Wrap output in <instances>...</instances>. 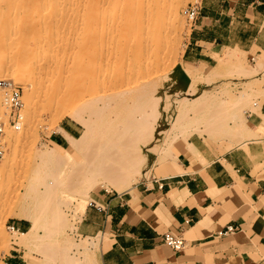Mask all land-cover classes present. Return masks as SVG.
<instances>
[{
    "label": "bare ground",
    "instance_id": "1",
    "mask_svg": "<svg viewBox=\"0 0 264 264\" xmlns=\"http://www.w3.org/2000/svg\"><path fill=\"white\" fill-rule=\"evenodd\" d=\"M180 1L0 0L1 100L5 80L21 81L24 114L33 112L40 101L51 110L62 109L82 126L76 136L64 133L70 150L54 152L49 147L47 151H34L38 162L25 176L26 183L20 184L30 200L22 217L31 224L27 231H15L19 237L11 244L31 242L37 223L50 234L56 233L61 203L67 205L78 196L83 212L84 198L97 185L120 193L131 190L140 176L149 173L146 154L175 156L171 150L174 135L158 143L174 128L181 130L186 147L200 160L197 148L188 140L192 132L200 135L205 130L217 136L231 132L242 139L240 144L261 138L260 132L247 126L240 107L230 114L229 124L225 120L227 112L221 111L223 106L217 100L194 97L189 116L182 107L187 103V92L176 98L179 108L172 121H161L167 103L161 101L156 80L167 67L176 28L182 20L177 13ZM4 23L8 28L11 25L9 34L1 33L7 28L1 26ZM240 51L237 46L219 48L212 53L215 63L204 76H218L227 66L244 76L262 72L261 59L256 60L255 68L243 67ZM184 71L189 76L194 70ZM239 93L232 105L243 104L245 92ZM259 107L256 113L264 128V112H259ZM192 120L202 122L203 129L189 125ZM11 137H7L8 142ZM0 158L3 166L11 155L2 151ZM5 192L0 179V196ZM98 243L92 241L83 249L94 251Z\"/></svg>",
    "mask_w": 264,
    "mask_h": 264
},
{
    "label": "crops",
    "instance_id": "2",
    "mask_svg": "<svg viewBox=\"0 0 264 264\" xmlns=\"http://www.w3.org/2000/svg\"><path fill=\"white\" fill-rule=\"evenodd\" d=\"M197 9L182 63L205 69L220 47L264 48V0H201ZM247 121L261 133L259 140L219 152L194 137L189 141L203 159L181 142L174 165L160 176L123 193L92 191L75 226L80 237L100 236L90 264H264V128L256 112ZM58 128L49 141L63 148L65 134L76 130L70 122ZM13 224L18 232L30 226L27 219ZM228 225L234 229L223 233ZM165 231L181 233L184 247L174 251L164 244ZM26 259L12 246L0 264H31Z\"/></svg>",
    "mask_w": 264,
    "mask_h": 264
},
{
    "label": "rangeland",
    "instance_id": "3",
    "mask_svg": "<svg viewBox=\"0 0 264 264\" xmlns=\"http://www.w3.org/2000/svg\"><path fill=\"white\" fill-rule=\"evenodd\" d=\"M200 3L201 0H181L177 9V13L182 20H179L180 24L178 23L176 28L175 40L173 42L168 61L165 64V66L167 67H165V69L161 71L159 77H157L156 80L158 88L160 90L159 94L162 98L161 101L162 103H167V105L161 112V121L163 123L172 121L175 113L178 112L179 108V104L176 98L180 96L179 94H184L187 92V103H183L182 107L188 110L189 116L191 115L189 108L195 101L193 98L195 97L196 100L202 98L203 100V98L206 97V100H217V102L220 103V106L225 107V109L222 107L221 111H223L224 113L227 112V114H229V116L227 114L225 115V120L229 124H231V120L229 117L233 113L237 112L238 107H240L241 109H239L241 110L243 118H245V122L249 127L247 121L248 114L256 112L257 105H260L261 108V105L264 104V69L262 70V72L259 71L256 74L244 76L239 72L237 73L236 70L234 71L231 67L227 66L218 76L210 78V80L204 76V73L211 69L215 61L213 62L212 66L205 69L198 66L195 67L192 65H187L181 62V54L183 51L184 43L189 36L193 21L195 20L194 19L191 21L187 19L183 11L190 4L198 6L200 5ZM5 25L6 24L4 23L1 26L4 28H8V23L6 27ZM10 27L11 25L9 24V28H6L8 30L7 32H5L6 29L3 30L2 28L3 31H1V33L9 34L11 32ZM259 43L261 44V46H264V33H262ZM240 52L242 53H238V57L243 67L248 69L255 68L257 59H261L264 65V48L259 51L251 50L249 52ZM184 70L194 71H191L190 75L188 76ZM195 70H197V72H195ZM13 83L21 89L22 101H24V89L22 82L13 80ZM240 91L245 92V95L243 97L244 99H241L243 104H241V106L237 104L232 105L231 102L233 98H236V96L238 97ZM189 93L191 94L189 95ZM230 104L232 105L231 107L229 106ZM75 108L80 109L79 106H76ZM4 111L5 109L1 105L0 98V114L4 113ZM20 115L24 116L22 118L20 117L21 119L19 121V128L15 129L6 122L4 133L1 137L2 143H4V147L1 150L6 155L10 154L11 158L10 161L3 166H1L3 158H0V179H2L6 191L4 196H0V255L2 253H7L9 249L12 248V246H16L19 247L20 253L22 254L24 259H26L27 257L31 258V264H90V257L93 250L89 248H83L89 247L88 244H90L92 241L99 242L100 236H97L95 238H88L76 235V222L79 220L82 213L80 212L81 199L78 196H74L73 199L69 203H67V205L63 202L61 203L62 215L60 219L61 221H59L60 223L58 224L59 227L56 228V233L50 234V230L48 232L46 228L37 223L34 230L36 235L31 242L28 241L25 242V244H20L18 246L11 244V240H13L14 238H18L19 236L15 231L9 232L6 229V225L12 224L16 219H24L22 217V213L24 212L23 210L25 208H29L30 200L27 196H25V193H23L24 191L21 189L20 184L21 182L26 183L27 180L25 176L38 162V159H36V157H33L34 151H47L49 147L54 148L52 149L54 150V152L70 150L69 141L68 144L64 145L63 148H59L49 141V134L58 130V126L61 122L72 123L75 126L76 130L75 136L78 135L82 129V126L78 123V121L75 118L68 116L62 109L51 110L47 105H43L40 101H37V105L33 112L24 114L23 108L21 107ZM191 123L192 125H200V127L203 129L204 124L202 122L197 123V121L192 120L189 125ZM190 128L191 127L187 126V129ZM178 130V128H174V130L169 133L168 137H162L158 140V143H162L164 139H171L174 135L175 137H173L174 139H172L173 141L171 145V150L174 154L176 153L175 150L177 145L183 142L182 137H184V134H181L180 132L181 130H179V132ZM203 131L200 135H198L197 132L190 133V135L188 136V140L193 139L194 137H198L203 145L219 152H224L235 146L244 147L245 143H239L242 141V139H240L237 134L235 135L234 133L229 132L227 134L217 136L211 133H207L205 132V130ZM7 137H11L9 142ZM234 137H236L238 140H236V138ZM259 139L254 138L253 140ZM249 140L251 139H248V141ZM74 158L78 159L79 155L75 153ZM174 159L175 156H164L161 153L146 154L145 167H150L149 173L147 176H140L138 178V181L134 185L145 179H150L154 176H160L165 172V169L168 166L174 165ZM46 178L49 179L50 177L47 176ZM96 190H107L108 192L113 193L116 192L112 188L97 185L92 188L88 192V196L84 198V200H86V204L89 201L90 193ZM27 221L29 226L31 224V221ZM83 244L84 246H80Z\"/></svg>",
    "mask_w": 264,
    "mask_h": 264
},
{
    "label": "built area",
    "instance_id": "4",
    "mask_svg": "<svg viewBox=\"0 0 264 264\" xmlns=\"http://www.w3.org/2000/svg\"><path fill=\"white\" fill-rule=\"evenodd\" d=\"M197 6L190 4L187 6L183 13L189 20H194L197 15ZM4 97L1 100V105L5 109L4 113L0 114V144L2 143V135L4 133V127L6 122L11 127L18 129L20 121V109L22 107V92L21 89L13 83V81L5 80L2 84ZM0 145V153L2 152ZM6 229L9 232L18 230V227L12 224H7ZM234 229L231 225H228L223 233L230 232ZM161 239L164 244L169 246L174 251L181 250L185 245V240L181 233H175L172 231H165L161 235Z\"/></svg>",
    "mask_w": 264,
    "mask_h": 264
}]
</instances>
